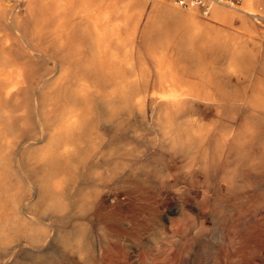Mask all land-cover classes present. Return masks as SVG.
I'll return each instance as SVG.
<instances>
[{"label":"bare ground","instance_id":"bare-ground-1","mask_svg":"<svg viewBox=\"0 0 264 264\" xmlns=\"http://www.w3.org/2000/svg\"><path fill=\"white\" fill-rule=\"evenodd\" d=\"M90 2L79 0L74 12L78 21L71 22L66 15L64 19L59 16L55 22L56 13L68 11L74 0H0V264H64L62 260L71 259L72 252L82 264H94L89 253L102 261L103 241L98 236L93 237L95 234L92 235L87 223L65 227L54 222L61 224L67 217L40 215L64 211L66 205L61 206L60 199L62 187L67 182L74 185L78 176H86L85 158L99 153L100 143L91 140L86 128L90 118H97L96 123L102 119L100 112L91 109L95 103L100 106L102 117L105 116L104 122L119 117L118 124L114 123L120 124L121 134L125 133L126 139H132L134 145L128 147L127 142L118 147L120 152L108 150L100 154L105 166L101 175L109 179L100 190L83 192L82 198L75 203L77 211L88 212L89 221H95V206L103 209L106 197L116 200L119 194V207L137 213L140 200L152 196V188L176 191V196L187 202L192 214L199 216L202 210L198 211L197 199L192 198L197 190L207 191L214 199L221 189L237 197L251 186V177L264 178V79L261 78L264 74L252 72L253 64L257 66V63L250 64L249 60V64H244L247 61L244 59L264 57L260 53L256 56V49L248 47L250 39L244 37L243 31L251 28L254 21L264 22V0H243L240 6L215 3L211 7L213 18L228 24L233 17L241 21L242 26L236 32L219 31L211 41L230 43L231 61L227 69H240L241 73L234 74L236 79L243 76L248 83L257 86L229 90L208 88L206 85L211 83H229L226 78H214L210 72L182 74L175 71L163 76H157V72L155 76L152 73H119L118 68L133 66L134 57L125 52L116 60L101 44L102 32L93 35L86 25L92 9ZM146 2L152 5V0ZM119 23L124 24L125 19ZM76 33L80 38H75ZM44 37L48 39L43 41ZM48 46L50 53H45ZM131 49L132 45L128 50ZM245 53L248 58L244 57ZM33 56L50 58L57 77L52 78L49 72L37 73ZM137 59L138 66L145 67L142 59ZM89 66L118 72H85ZM152 83L161 87L152 89ZM41 119L52 120L50 127L40 128L39 136L30 138L43 140L44 145L38 148H32L34 142L20 145L16 152L19 160L13 169L11 157L20 137L14 130ZM152 149L158 151L153 168ZM28 171L33 174L30 178L26 176ZM13 172L16 173L15 182ZM23 185L32 189L33 198L29 201L22 200L21 195L26 193ZM181 203H172L163 218L181 210ZM210 209L207 216L217 217ZM241 215L246 216V213L241 212ZM97 224L100 229V221ZM246 229L254 230L251 225ZM146 232L139 240L145 247L151 246L152 226ZM128 237L121 233L113 239L133 251V239ZM59 250L62 255L56 257ZM135 260L130 264H138Z\"/></svg>","mask_w":264,"mask_h":264},{"label":"rangeland","instance_id":"rangeland-1","mask_svg":"<svg viewBox=\"0 0 264 264\" xmlns=\"http://www.w3.org/2000/svg\"><path fill=\"white\" fill-rule=\"evenodd\" d=\"M242 2L243 0H240L239 3L236 4L235 6L237 5L240 6ZM78 5H79V0H74V3L70 6V9L68 11L65 10V13H64V10L62 11L65 14L64 16H63V13L61 12L56 13L54 21L57 22L59 16L63 17L64 19L66 15H69L68 17L71 20V22L78 21L79 20L78 15L74 13L75 10H77ZM72 8H74V11H72L73 10ZM212 9H211L209 17H212L211 16ZM90 12H91V15L94 16L97 12V9L93 7V10H91ZM250 19L251 18H249V20ZM256 22L254 21L251 28L243 30L245 32L244 37H246L247 39H250L248 42V47L256 49L257 55L255 53L254 57L255 55L258 56V53H260L264 57V22L263 20H261V22H258V21ZM240 24H241V21H239L238 24L232 25V20H231L229 25L232 27V29L230 31L236 32L239 29L237 27ZM75 38H80L78 33L75 34ZM47 39H48L47 37H44L42 40L45 41ZM254 42L256 43L257 46H255ZM50 48L51 47L48 46L44 52L50 53ZM86 54L87 53L84 54L85 57L87 55L89 56L90 52L88 51V54L87 55ZM101 55L104 56V53L102 52ZM114 55L116 56V53H114ZM128 56L134 57L132 60L133 66L128 67V68L126 67L124 69L118 68L119 73H127V74L152 73V60L150 59L149 55H148L149 59H145L144 58L145 56L143 54L139 55L137 53L135 54L131 53V54H128ZM136 56L137 57L142 56L141 61L144 63L145 67L140 68L138 66L139 61ZM244 57L248 58L249 55L245 53ZM261 57L262 56L259 55V58L256 57L254 58V60L248 58V59H244V60H247L245 62L243 61V59L241 61H243L244 64L245 63L249 64L250 62H251L250 64L257 63L258 64V65L256 64L257 66H254L253 64V67L255 68H251V70L253 69L255 71L252 70V72L264 74V58H261ZM33 59L36 64L35 70L37 73L48 74L49 72L50 74H53L52 78L57 77L58 72L56 69H54L50 58H45L42 56H33ZM249 60L250 62H248ZM256 60L260 62L258 63ZM93 67L89 66L87 69H85V72L99 74L101 73L99 72L100 70L101 71L104 70V73L108 71L109 72L112 71L108 69L106 70L104 68L99 69V67H96V66H93ZM242 70L251 71L249 69H242ZM79 71H82V70L79 69ZM240 71H241L240 69H227V68L220 69L216 67V68L204 69V70H190V71L181 72V73L191 74L193 72H201V73L210 72V74L213 73L211 76H213L214 78L221 77V78H226L229 80V83L219 82L217 84L211 83L209 85H206L208 88H222V89L229 90V89H241V88L248 89V88L257 87L255 85L248 83L247 78H244L243 76L239 77V79L237 80L236 79L237 77H235L234 74L241 73L242 71L241 72ZM112 72H118V71L113 70ZM171 72H175V71H171ZM227 72L230 73L231 75L225 76L226 74H228ZM261 78L264 79V75H261ZM158 87L160 88L161 86H159L158 84L152 83V89L153 88L157 89ZM92 105L93 106H91V109L96 111L97 113L100 112L99 113L101 115L100 118L102 119H99L100 122L96 123L95 120H97V118H95V120L90 118V120H88L87 122L88 125H86V128L87 130L90 131L88 135L90 136L91 140L98 141L100 143L99 153L95 157L90 156V157L85 158L84 165L86 168L85 171H86L87 177L84 176L82 178V176H80L82 179L79 176L76 177V181L73 183L75 187H73L74 185H72L69 182H67V184L64 187H62L63 196L62 198L60 197V199L62 200L61 206L65 207L66 205L64 211L62 212L48 211L46 213L45 212L40 213V215L45 216V217L50 216L52 218L67 217L66 221H64L61 224L59 222H54V224L56 225H65V227H70L74 223H78V222L87 223L90 231H92V235L95 234L93 235V237L97 238L98 236L101 239V242L103 241L102 243L104 245L103 254L101 258L102 261L97 260L94 256H92L89 253L90 255L89 258H91V260H94L93 261L94 264H102V263L103 264H125L127 262L128 264H130V261L131 260L133 261L135 259H136L135 261L138 264H141V263L142 264H264V228H263L264 227V182H263L264 178L262 180V178L257 179V178L251 177L249 179L251 186L248 187L246 192L244 191L242 193L244 195L238 194L237 197L235 195L236 198L233 195L229 196V194H225L223 189L220 190V192L218 193L219 194L218 197L217 198L215 197V199L212 197L211 199L210 194L207 191L202 192L203 190L202 191H199L200 189L197 190V192L193 193L192 198L194 200L197 199V201L195 200V202L198 205L197 206V208H199L198 211L202 210V212L204 213L202 214V212L199 211L200 213L199 216H195L194 213L192 214V211L189 209L187 202H185V200H181L179 196H176L177 194L176 191L172 189L159 190L157 188H154V189L152 188V196H146L140 200V210L137 211V213L135 214L133 212L124 211L121 207H119L120 201H118L117 199L120 200L121 194H119L116 200L114 199L111 200L110 197H106L105 201H103V209H101L102 207L97 208L96 206L93 209V211L97 215V216L95 215L97 219L94 217L95 218L94 220L100 221L102 230L101 228L99 229V225L97 224L98 221L96 222L91 221V220L89 221V219L87 218L88 212L82 213V212L77 211L75 207L76 206L75 203L77 201L76 199L78 200L81 199L82 193L85 191H91L93 189L100 190L103 184L105 183V181L109 179L105 176V174L101 175L105 166L102 164V156L100 154L108 150L113 153L120 152V149L118 147L120 145L126 144L127 142L128 143L126 144V146L128 147L129 146L131 147V145H134L132 139H128V140L126 139L125 133L121 134L122 132L120 131V128H121L120 124L117 125L118 124L117 122L119 121V117L115 118L114 121H111L112 123L104 122L105 116L102 117L103 113L101 111L100 106L97 105L96 103ZM97 117H99V115H97ZM101 121H103L104 123ZM115 121L117 124L114 123ZM51 122L52 120L45 121L41 119L38 122L30 121V123L21 130H18L16 127V129L14 130V133L17 134L18 132L20 137L18 138V143L15 146V151H14L15 153L11 157L12 158L11 164L13 166V169L17 165L18 160H19V155L16 154V152L19 149V146L22 144L25 145V144H29L30 142H34L32 145V148L42 147L44 145L43 140H39V139L35 140L30 137L39 136L38 132L40 131V128L43 130L48 129L50 127ZM109 145H112V146L116 145V146L115 147L110 146L109 147L110 149H108ZM96 151L97 149H95V152ZM157 154H158V151L152 149V168L156 164L155 161H157L158 159ZM24 166L25 168L28 167V165L25 162H24ZM88 171H91V173L87 174ZM13 173L14 174L12 175V179H13V182H15L16 173L15 172ZM26 176L30 178L33 176V174L32 172L28 171L26 172ZM27 186L28 185L26 186L23 185V189L26 192L25 195H21L23 201H29L30 199L33 198L31 194L32 189L28 188L30 186L28 187ZM254 186H257V187L254 188ZM68 191L69 193L67 194ZM221 191L223 193H221ZM205 192H207V194ZM173 197L175 201L173 200ZM219 197H221V199ZM228 197L229 199H227ZM222 200H224L225 202ZM176 201L180 203L182 202L181 203L182 208L180 207L182 211L179 209L177 213H170V216L168 214L167 216L168 219L166 217L163 218V215L166 213V210L170 207L172 203ZM207 201L208 203L212 201L211 203H209V206H208ZM214 201H216L217 203ZM141 202L143 205L141 204ZM212 203L215 205L216 208H214V205ZM210 204L212 205L210 206ZM216 204L217 206L218 205L219 206L217 207ZM251 206H253V208ZM209 207L210 208L212 207V210ZM209 209L210 211L213 212V214H217L216 215L217 217L209 218L206 214L207 211H209ZM253 211L255 213H253ZM241 212L246 213V216H243L244 218L242 217ZM99 215L100 217L102 216L101 217L102 219L100 217H99L100 219L98 218ZM203 215L205 216L203 217ZM221 216L224 218H221ZM246 217L249 219H247ZM252 217L253 219H250ZM247 223H249L254 228L253 231L252 229L251 230L246 229V226H250L249 224L247 225ZM255 224L257 225V227ZM148 226L149 227L152 226V239H150V244H149L151 246L145 247L140 243L139 240L141 238L140 236L147 234L146 231L149 228ZM243 228L244 230H242ZM135 229L138 231V233ZM121 233H124L127 237L130 236L128 238H130L131 240L133 239L132 240L134 244L133 247H135L133 251L127 249L123 244L113 239L116 235L121 234ZM142 247L144 248L142 249ZM60 255H62V251L59 250L56 252L55 256L60 257ZM71 255H72L71 259L62 260V262L64 264H70L73 261L75 264H82L81 260L77 259V254L75 252H72Z\"/></svg>","mask_w":264,"mask_h":264},{"label":"crops","instance_id":"crops-1","mask_svg":"<svg viewBox=\"0 0 264 264\" xmlns=\"http://www.w3.org/2000/svg\"><path fill=\"white\" fill-rule=\"evenodd\" d=\"M90 1L91 10L94 7L97 12L94 16L90 13L86 25L93 35L102 32L101 44L107 47V52L116 60L125 52L143 54L145 59L150 57L152 76L167 75L171 71L222 69L231 61V44L211 40L219 31L231 33L232 27L204 16L198 9L190 12L169 0H152V5L147 0ZM123 19L125 23L120 24ZM239 21L233 17L232 25ZM240 26L242 23L237 28ZM131 45L133 49L128 50Z\"/></svg>","mask_w":264,"mask_h":264},{"label":"built area","instance_id":"built-area-1","mask_svg":"<svg viewBox=\"0 0 264 264\" xmlns=\"http://www.w3.org/2000/svg\"><path fill=\"white\" fill-rule=\"evenodd\" d=\"M173 4L181 8L198 9L204 16L209 15L213 4L220 3L227 6H233L239 3L240 0H170Z\"/></svg>","mask_w":264,"mask_h":264}]
</instances>
